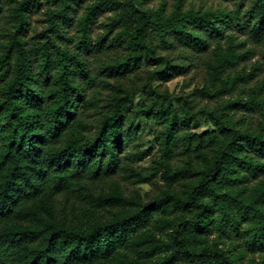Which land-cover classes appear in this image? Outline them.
Masks as SVG:
<instances>
[{"label": "rangeland", "instance_id": "1", "mask_svg": "<svg viewBox=\"0 0 264 264\" xmlns=\"http://www.w3.org/2000/svg\"><path fill=\"white\" fill-rule=\"evenodd\" d=\"M0 2V56L13 40L30 52L35 85L42 96V104L33 110L44 134L40 155L47 171L39 192L20 200L11 216L0 217V231L34 232L32 238L14 244L4 264H17L19 254L39 249L48 225L89 230L138 214L146 216L144 222L111 256L74 264H188L186 256L177 260L171 256L170 223L189 221L197 213V207L182 203L192 187L208 178L229 137L216 121L198 113H214L217 121L240 131L264 134V116L243 105L258 93L264 97V35L254 37L244 17L252 1L37 0L34 6L27 0ZM130 5L155 12L157 22L207 13L221 19L223 35H211L194 21L184 22L188 34L199 37L200 45L194 47L184 35L169 29L163 32L157 23L145 38L158 59L142 55L126 68L111 70L130 55L128 41L137 22ZM233 14L240 16V27L230 21ZM229 38L240 56L221 68L216 54L232 49ZM61 53L68 56L64 70L52 62ZM166 69L169 72L162 74ZM64 72L70 119L56 135L45 126L61 103ZM4 88L0 76V103ZM186 112L196 116L188 121ZM110 117L116 118L112 129ZM0 122L4 125L0 128L1 180L8 167L11 132L7 118ZM212 133L216 138L209 140ZM194 135H205L201 146ZM58 150L65 151L59 166L54 154ZM70 174L73 180L63 184L61 177ZM260 186H264V173L233 185L221 184L220 175L215 176L201 198L207 205L205 214L219 217L215 198L219 193L218 200L231 196L264 211V204L255 199ZM234 213L237 228L221 231L210 224L208 231L188 237L190 245L221 249L232 264H264V251L248 245L251 223L239 217L237 209Z\"/></svg>", "mask_w": 264, "mask_h": 264}, {"label": "trees", "instance_id": "2", "mask_svg": "<svg viewBox=\"0 0 264 264\" xmlns=\"http://www.w3.org/2000/svg\"><path fill=\"white\" fill-rule=\"evenodd\" d=\"M37 0H27L29 5H36ZM251 6L244 13L246 22L250 27V32L256 38L264 35V0H251ZM131 11L137 16V22L132 29L129 37L128 47L130 55L126 56L123 63L113 65L111 70H119L136 63L142 55L151 59H158L155 49L145 36L154 24L160 25L163 32H173L179 36H185L194 47H199V37L188 34L184 22L194 21L200 26L207 28L209 33L214 36H222L221 27L218 22L220 18L208 15L207 13H186L180 19L169 20L167 22H157L155 12L144 10L130 5ZM0 2V12H1ZM21 16L22 14L19 13ZM240 16L233 14L230 21L241 26ZM228 45L231 50L225 54L218 52L216 59L218 66L225 68L233 64L240 54L235 50L233 41L229 38ZM68 61V56L58 54L52 60L58 67L64 70ZM0 76L5 83L4 99L0 103V118L8 119L7 130L11 132L8 140L6 157L8 167L0 180V217H9L14 212L15 206L20 200H25L40 191L47 171L41 161L40 151L44 134L39 122L36 119L35 111L37 106L42 104V96L36 88L35 74L33 73L30 52L16 40L5 49L0 56ZM62 70V71H63ZM169 69L163 70L162 74H167ZM67 73L60 76L62 82L61 103L53 109L51 116L47 120V130L58 134L64 129L70 119V107L68 100V81ZM80 95V94H77ZM243 105L249 109H257L264 116V97L256 94ZM198 115H207L217 122L222 132H226L229 137L223 143L216 161L213 163L208 178L201 180L192 187L187 197L188 203L198 208L194 217L187 221L179 219L170 223L171 233L169 240L171 243V256L179 259L182 256L189 258L188 264H232L226 254L216 247H203L194 249L188 237L194 238L196 232L208 231V226L213 224L218 230L225 231L228 228L236 227L239 219L234 210L237 209L246 222L251 223L247 230L249 236L248 245L252 250L264 251V211L257 205H249L236 198L227 196L217 199L216 206L220 211L218 218L213 219L212 214L206 215L207 205L201 202V198L209 190V182L215 176L220 175V183L233 185L236 181L244 179L246 176L257 177L264 173V134L253 131H240L230 124L217 121L214 113L200 111ZM196 114L186 112L184 118L188 121L194 119ZM108 126L111 129L116 125V118H108ZM0 122V128H3ZM194 141L202 145L205 135H194ZM215 134H211L209 140H214ZM102 139L98 138V142ZM113 149L109 147V153L113 156ZM57 166L59 160L65 156V151L58 150L55 153ZM260 159L257 161L256 159ZM78 171H76L77 173ZM74 178V174L61 177L63 184H69ZM211 189L209 192H212ZM255 199L259 204H264V186H260L255 193ZM146 216L138 214L125 218H115L104 225H97L89 230H71L60 224L48 225L43 231V242L39 249L29 250L23 256L19 254L17 264H74L76 262H86L98 258H107L113 254L116 247L124 242L128 236L134 233L144 222ZM34 232L23 231L22 233L14 230L0 231V264L7 260L8 252L14 248V244L21 239L32 238Z\"/></svg>", "mask_w": 264, "mask_h": 264}]
</instances>
